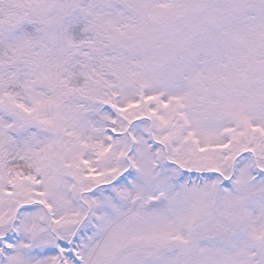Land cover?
<instances>
[{
    "label": "snow or ice",
    "instance_id": "1",
    "mask_svg": "<svg viewBox=\"0 0 264 264\" xmlns=\"http://www.w3.org/2000/svg\"><path fill=\"white\" fill-rule=\"evenodd\" d=\"M0 264H264V0H0Z\"/></svg>",
    "mask_w": 264,
    "mask_h": 264
},
{
    "label": "clouds",
    "instance_id": "2",
    "mask_svg": "<svg viewBox=\"0 0 264 264\" xmlns=\"http://www.w3.org/2000/svg\"><path fill=\"white\" fill-rule=\"evenodd\" d=\"M193 179H195V177H193Z\"/></svg>",
    "mask_w": 264,
    "mask_h": 264
}]
</instances>
